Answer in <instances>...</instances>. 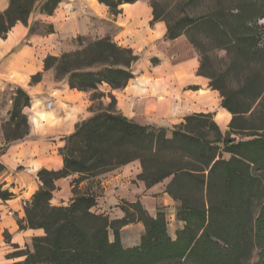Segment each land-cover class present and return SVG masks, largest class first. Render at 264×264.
Listing matches in <instances>:
<instances>
[{
    "label": "trees",
    "instance_id": "16d2710c",
    "mask_svg": "<svg viewBox=\"0 0 264 264\" xmlns=\"http://www.w3.org/2000/svg\"><path fill=\"white\" fill-rule=\"evenodd\" d=\"M40 1L39 11L45 15H52L61 2L9 0L0 13V39H5L15 24L26 25ZM137 1L99 0L113 16L120 13V5ZM150 7L151 25L165 23V41L184 35L198 52L197 75L208 79L209 87L219 93L221 107L231 115L229 131L223 135L212 114L187 116L168 130L139 125L119 113L112 92L127 86L139 58L109 37L88 42L78 37L75 49L46 56L44 70L52 71L54 80H64L71 90L91 94V116L77 123L64 139L59 149L62 168L38 172L41 186L25 205V224H19L21 229H40L44 235L32 239V251L15 252L24 259L14 264H248L254 250L258 258L252 264H264V183L253 173L254 167L264 169V132L243 125L247 122L244 115H254L252 107L261 96L257 73L249 76L239 90L226 93L208 71L209 44L227 55L246 59L255 68L264 63L260 33L264 28L258 24L264 18V0H239L235 8L221 6L173 21L161 17L157 3L151 2ZM47 32L53 33V29L49 27ZM201 36L219 43L204 44ZM41 77L40 73L32 76L31 84ZM101 85L107 87V92L98 90ZM252 91L251 104L242 107L241 96ZM29 106V95L17 88L9 118L2 125L5 144L29 135L23 113ZM249 130L253 131L247 135L249 139L236 141L231 137ZM224 154L230 157L225 159ZM133 161L140 164L137 180L146 188L168 180L165 193L176 203L177 218L183 223L174 239L168 234L163 213L158 210L151 217L139 202H122L119 208L124 216L120 219L110 220L91 211L97 198L91 182ZM69 176H76L71 181L70 203L51 205L54 182ZM83 181L88 185L81 190L78 186ZM11 196L0 186V199ZM136 223L144 227L140 244L125 248L120 231Z\"/></svg>",
    "mask_w": 264,
    "mask_h": 264
},
{
    "label": "crops",
    "instance_id": "0c3cea01",
    "mask_svg": "<svg viewBox=\"0 0 264 264\" xmlns=\"http://www.w3.org/2000/svg\"><path fill=\"white\" fill-rule=\"evenodd\" d=\"M9 5V0H0V13ZM117 16L99 0H61L52 15H45L34 9L27 24H15L5 39H0V90H7L11 97L14 90L22 88L30 98V106L23 109L29 124V135L23 140L5 144L0 133V173L1 189L12 194L9 199H0V264H14L19 258L18 251H32V239L44 235L40 229L20 228L25 224L24 202L30 203L41 183L37 178L40 170L57 171L63 166L59 149L80 121L91 116L87 94L71 90L66 81L54 80L52 71L44 70L46 56H59L69 51L71 40L77 35H94L93 25L99 22H113L118 26L138 23L148 27L151 42L117 43L130 48L135 55L140 45L149 47L154 64L144 72L133 70V78L122 90L113 91L116 108L126 118L142 126H155L169 129L178 125L193 114H212L219 128L224 119L226 127L231 115L221 107L217 91L209 87V80L197 75L199 61L195 54L188 56L186 43H157L166 33L163 22H154L151 7L145 1L119 6ZM40 25L38 29H35ZM44 25L53 33L44 32ZM92 25V26H91ZM57 38L58 47L52 48L51 38ZM183 44V50H175ZM135 46L137 47L135 49ZM183 56V57H182ZM40 73L41 80L31 84V77ZM51 106L46 107L47 101ZM10 98L0 120H8L11 108ZM221 129V128H220ZM141 168L138 161L102 174L99 180L100 191L92 212L108 216L110 220L124 216L119 208L122 202H139L151 217L157 214V207L176 203L165 193L168 180L146 188L137 180ZM76 176L58 179L54 182L53 206L67 205L72 199L71 181ZM88 185L87 181L78 188ZM161 188L157 189V187ZM161 205V206H160ZM113 216L111 218L110 216ZM141 234L132 244L125 245V234L130 228ZM144 227L140 223L130 224L120 231L121 244L125 248L140 244ZM111 241V240H110Z\"/></svg>",
    "mask_w": 264,
    "mask_h": 264
},
{
    "label": "rangeland",
    "instance_id": "374dc122",
    "mask_svg": "<svg viewBox=\"0 0 264 264\" xmlns=\"http://www.w3.org/2000/svg\"><path fill=\"white\" fill-rule=\"evenodd\" d=\"M145 1L149 6L151 2H155L158 4L157 10L160 13L161 17L166 18L169 21H173L178 17H182L184 15H188L190 17L202 15L205 13H209L210 11L215 10L216 8H220L221 6L226 8H235L239 4V0H140ZM42 1L39 2L38 5H36V8H40ZM152 10V9H151ZM117 16V15H116ZM164 23V22H163ZM165 24V23H164ZM258 24L261 25L264 28V18L260 19L258 21ZM93 25V31L94 35H77L71 40H66L67 43H72V47L70 50L75 49L77 38L81 37L84 41H94L103 37H109L112 39L115 43H154L151 42V37L149 33H151L150 29L148 27L143 28L142 25L138 23H131L126 24V26H118L114 24L113 22H99L97 24ZM91 25V26H92ZM40 25H37L35 29H38ZM48 27L44 25L43 31L47 32ZM261 36L263 37V43H264V30L260 31ZM263 33V34H262ZM202 37V43L207 44L208 43H219V42H211L209 40H206L203 36ZM61 42H65L62 39L59 40ZM57 38H51L50 40V46L52 48L58 47L57 43L59 42ZM157 43H186L187 50H188V56L195 54L198 58V61H200L199 54L195 50V48L190 44V42L187 40V38L182 35L179 38L173 40V41H165L164 38L160 40ZM137 48L135 46V49L137 48L138 52V61L134 64L133 70L139 72H144L145 70L150 68L151 56L149 54V47L144 44L140 45ZM69 50V51H70ZM175 50L180 51L183 50V44L182 45H176ZM62 54V53H61ZM183 57V56H182ZM208 71L210 73H213L215 75L216 81L219 82L220 85L223 86L224 91L227 93L229 91L239 90V88L246 82L247 78L251 76L253 73H257L258 78V88L261 90V96L260 98L255 102L252 109H255L256 112L254 115L250 118H248V114L244 115V117L247 119V122H244L243 125L249 128H262L259 132H264V63L260 66L254 67L253 63L248 62L246 59L238 58L235 54L230 53L226 54L225 51L220 50L218 48H214L210 46L209 44V50H208ZM53 73V72H52ZM54 77V74H53ZM98 90L101 92H107V87L105 85H101L98 87ZM14 90L13 92H15ZM88 99H90V93H86ZM252 95L253 91L247 93L244 96H241V100L244 103L242 107H246L251 104L252 102ZM12 99L11 95L8 93L7 90H0V114H4V111L6 110L7 104L9 99ZM104 103H107L108 100L103 99ZM91 105V103L89 104ZM97 106V102L94 104ZM12 106V101H11ZM11 110V108H10ZM10 112V111H9ZM9 118V117H8ZM213 121H215L214 117H212ZM7 120H0V133L3 136L2 131V125ZM224 119L222 118L219 122L220 125V131L223 135H225L228 131V125L225 127L223 124ZM217 124V122L215 121ZM218 125V124H217ZM219 127V126H218ZM22 129V128H21ZM172 128H169L168 130H171ZM251 130L245 131L241 134L234 135L231 137H234L236 141L238 140H246L249 139L247 135H249ZM4 138V136H3ZM225 159H228L230 156L228 154L223 155ZM0 169V173H1ZM253 173L258 174V176L261 177L263 183H264V169L263 168H253ZM97 183V185H96ZM92 190L96 193H99L100 191V184L99 180H94L91 182ZM165 186V182L162 184ZM98 186V187H97ZM87 187V186H85ZM81 188V190L85 189ZM161 188V186L157 187V189ZM52 205V204H51ZM66 206V205H61ZM161 206V205H160ZM143 207V206H142ZM145 209V207H143ZM160 210L166 220L167 224V231L171 238L176 237L177 231L181 230L183 227V223H181L177 218V207L173 205H166L157 207V211ZM113 218V216H110ZM141 224V223H140ZM141 234L140 230H137L136 228H130V230H127L125 234V245H130ZM109 239L112 241L113 236L111 231L109 232ZM257 254L258 251L254 250L251 256V259L249 260L248 264H252L257 261ZM24 257H19V261H22ZM162 264H188L184 261H174L169 263H162Z\"/></svg>",
    "mask_w": 264,
    "mask_h": 264
},
{
    "label": "built area",
    "instance_id": "2783aa9c",
    "mask_svg": "<svg viewBox=\"0 0 264 264\" xmlns=\"http://www.w3.org/2000/svg\"><path fill=\"white\" fill-rule=\"evenodd\" d=\"M50 106H51V101L48 100L47 103H46V107L49 108ZM23 205L25 206L26 202H24Z\"/></svg>",
    "mask_w": 264,
    "mask_h": 264
}]
</instances>
